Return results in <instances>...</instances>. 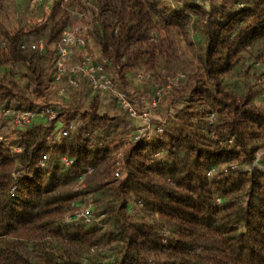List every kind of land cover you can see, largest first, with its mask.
Returning a JSON list of instances; mask_svg holds the SVG:
<instances>
[{"label":"trees","instance_id":"1","mask_svg":"<svg viewBox=\"0 0 264 264\" xmlns=\"http://www.w3.org/2000/svg\"><path fill=\"white\" fill-rule=\"evenodd\" d=\"M86 1L0 0V109L36 114L2 124L0 264H264V0ZM82 23L70 63L93 39L107 106L83 77L55 78L56 43ZM138 71L185 74L150 86V137L117 98L142 107Z\"/></svg>","mask_w":264,"mask_h":264},{"label":"built area","instance_id":"2","mask_svg":"<svg viewBox=\"0 0 264 264\" xmlns=\"http://www.w3.org/2000/svg\"><path fill=\"white\" fill-rule=\"evenodd\" d=\"M35 3H53L56 1L60 2L61 6H65V4L69 0H31ZM93 0H87L86 5H91V2ZM84 12H79L78 16H83ZM86 29H91V23L85 24L84 26L80 25H74L70 26L61 34V37L56 43V73L55 78L59 80L64 73H70L74 76H81L84 78L85 83L88 84L92 90H100V91H107L112 90V80L110 77L103 71L102 66L96 62L93 61V59L90 56H84L81 58V60L76 64H71L70 60L71 58L76 54V51L78 48L84 47L86 45V39L84 37V34L82 33ZM31 48L36 49L38 51H42L44 48V42L42 40H39L33 44H31ZM137 77L142 78L143 75L138 73ZM179 77H176V80H178ZM76 79L71 77L69 79L70 84H76ZM161 90L157 91V95H160ZM59 93H63V90L61 89ZM117 98L122 105L123 108L128 109L131 114H134V110L131 107L130 101L126 99V97L122 93H117ZM155 99L152 100V104H155ZM49 118H53L56 116V111L51 108L47 107L44 112ZM36 114L30 110H16L13 108L5 107L0 109V144L5 142V135L3 132L2 124L5 120L11 121L16 126H23L26 124H29L33 121ZM140 117L142 118L141 124L139 125L137 129V136L136 138L146 135L147 137H150L149 134H146V129L149 128V119L146 112H143ZM73 129V125L70 124L68 129H64L61 132L62 136H67L70 132V130ZM160 131V129H159ZM47 158L46 153L42 154L39 164L43 165L44 160ZM62 163L65 166H68L71 164V159H68L66 157H63ZM91 168L88 167L86 173L91 172ZM80 179H82V176H80ZM12 189H15L13 187ZM90 205L77 209L75 212L76 217L82 218L85 221L90 220Z\"/></svg>","mask_w":264,"mask_h":264},{"label":"rangeland","instance_id":"3","mask_svg":"<svg viewBox=\"0 0 264 264\" xmlns=\"http://www.w3.org/2000/svg\"><path fill=\"white\" fill-rule=\"evenodd\" d=\"M85 24L86 23H82V24H78V25L84 26ZM72 26H74V25H72ZM87 41H88V47H87V49H85L83 51V53L80 54V56H82L84 53H87L88 55L90 54L93 58L94 57H98V48L95 45L93 39H91L89 37ZM76 63L77 62H74V63H71V64H76ZM138 73L142 74L144 77H146L147 75H144L143 72H141V71L139 72L138 71V72H136V74L133 77L130 78L132 84H138V85L141 86V89H142V91H141L142 93L141 94H142V97H143L142 98V100H143L142 107H140V109H137V108L134 107V105L131 104V107L134 110V114H131L128 109H126V110L130 113L131 117L133 118V122H134L135 126H137V127L141 124L142 118L140 117V115L143 112H146L147 116H148V119H149V125L150 126H148L149 128L146 129L145 133L149 134L150 136H152V134L154 133V129L152 127V122H153V119H155V115H157V112H155V110H153L154 107L151 108V106L149 105V103L147 101L148 100L147 97L149 96L148 95L149 94L148 91L150 89V86L152 88H154V86H157L159 84L155 83L154 85H151L149 82H147V80L146 81H140L141 78L137 77ZM75 77H76L75 78L76 79L75 80L76 84H78L79 83L78 79H81V77L80 76H75ZM176 77H179V79L176 80ZM183 78H185V74L183 72L179 71V72H177L175 74L168 75L165 78L164 82H162L159 86L164 87L163 91H165L167 89H170V88L174 87L173 85L178 86V84L182 81L181 79H183ZM109 91H113V90H109ZM109 91L107 90V91H103L102 93H100L102 101H103V103L106 106L108 105V103H110V99L108 98L109 96L106 95V94H110ZM52 107H54V105ZM158 132H159V130H158ZM83 186H84V183H77V184H74V189H80V188H83Z\"/></svg>","mask_w":264,"mask_h":264}]
</instances>
